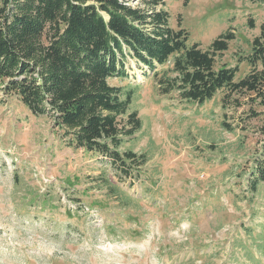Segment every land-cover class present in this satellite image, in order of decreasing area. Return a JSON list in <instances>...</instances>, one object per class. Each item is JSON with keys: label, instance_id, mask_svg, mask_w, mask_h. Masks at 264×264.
I'll return each instance as SVG.
<instances>
[{"label": "rangeland", "instance_id": "rangeland-1", "mask_svg": "<svg viewBox=\"0 0 264 264\" xmlns=\"http://www.w3.org/2000/svg\"><path fill=\"white\" fill-rule=\"evenodd\" d=\"M121 1L151 9L147 0ZM163 1L173 27L182 16L190 44L207 49L232 29L216 67L238 64L236 80L249 71L239 57L261 33L264 2ZM126 66L130 79L109 82L134 91L128 112L142 121L120 147L146 155L134 178L68 147L50 117L0 90V264H257L249 249L264 264V242L249 237L264 224V183L255 194L246 184L263 139L251 100L240 96V107L228 102L224 110V91L203 104L164 96L152 71L131 57ZM119 119L123 125L127 115ZM105 179L139 206L123 205Z\"/></svg>", "mask_w": 264, "mask_h": 264}, {"label": "trees", "instance_id": "trees-1", "mask_svg": "<svg viewBox=\"0 0 264 264\" xmlns=\"http://www.w3.org/2000/svg\"><path fill=\"white\" fill-rule=\"evenodd\" d=\"M147 2L151 9L121 0H0V90L17 97L32 115L50 117L68 147L90 152L130 178L138 177L147 158L120 147L142 121L136 110L128 112L134 91L109 82L131 78L129 57L153 72L161 95L175 93L203 104L224 91V110L228 102L240 107V96L247 97L250 118L262 119V144L246 177L247 190L255 194L264 183V23L250 52L239 57L250 69L236 80L238 64L216 67V56L236 37L232 29L204 49L189 43L181 15L178 28L171 25L163 0ZM223 126L234 130L237 125L223 121ZM104 182L123 205L138 202L108 179ZM260 225V232L249 235L253 243L264 242ZM247 253L249 260L260 262L250 249Z\"/></svg>", "mask_w": 264, "mask_h": 264}]
</instances>
